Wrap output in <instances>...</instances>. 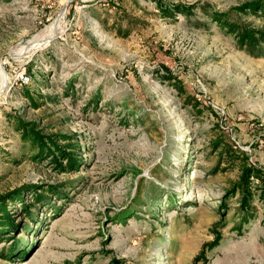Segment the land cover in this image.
<instances>
[{"label": "rangeland", "instance_id": "rangeland-1", "mask_svg": "<svg viewBox=\"0 0 264 264\" xmlns=\"http://www.w3.org/2000/svg\"><path fill=\"white\" fill-rule=\"evenodd\" d=\"M161 3L0 0V195L24 194L0 264H264L263 207L243 223L233 192L245 164L264 173V0ZM17 120L67 136L77 165L57 171ZM228 149L240 164H218ZM42 187L61 199L28 217Z\"/></svg>", "mask_w": 264, "mask_h": 264}, {"label": "trees", "instance_id": "trees-1", "mask_svg": "<svg viewBox=\"0 0 264 264\" xmlns=\"http://www.w3.org/2000/svg\"><path fill=\"white\" fill-rule=\"evenodd\" d=\"M157 3L158 8L160 10H165L168 13L170 12V9L166 6H163L161 3V0H153ZM173 9H175L177 12L180 13H186L188 11V8L186 7H178V6H172ZM213 21L218 24L219 27L226 29L231 34H236L240 31V28L237 24L229 23L226 21L224 16H219L216 14L213 18ZM242 37V42L248 43V44H257L258 39L261 38H255L254 35L251 33H248L247 35H243L242 32L239 33ZM24 98L28 100L29 105L33 108L40 107V103L36 100H34L33 96L28 92L24 91ZM16 130L21 133V138L24 143H26L31 149L36 151L37 156H50L51 164H54L57 168H55L57 171L65 172L70 171L74 166L77 165V158L72 154L74 146H71L70 144H65L64 146H61L58 144L59 141H66L69 138L67 136H61V135H49V136H43L40 132L36 130V126L34 123H22L20 120L16 121ZM215 152L220 149V146L217 144H214L213 146ZM229 156V157H227ZM227 159L228 162H226V167H234V165L240 164L238 160V156L235 154L234 151L231 149H228L226 152L221 151L219 153V160L218 164H222L224 162V159ZM258 181V183H254L255 180ZM44 189L41 192H38L35 190L34 192V204L31 206H25L23 207L24 212L27 213V216L30 217L31 215V207H34L36 204H43L44 195L50 198H55L60 200L61 195L60 189L57 187H51V188H41ZM233 192L235 195L239 196V209L242 211V221L243 223L246 222V220H249L251 218L250 215V208L252 207V204L255 200L261 203L264 211V173L254 169L251 166H248V164H245L243 167L240 168V177L239 181L234 186ZM24 194L21 193V191L14 192L10 196H2L0 195V238L4 239V235L11 230L13 233L17 225L14 224V217L11 216V213L7 212L8 205L6 202L8 200L14 201V199H21ZM262 222H264V212L262 216ZM218 242V241H217ZM19 244H15L14 246L17 247ZM209 250H212L214 248L213 244H209ZM216 247V246H215ZM14 248V247H13ZM7 257V256H4ZM9 257V256H8ZM12 258L6 260H11Z\"/></svg>", "mask_w": 264, "mask_h": 264}, {"label": "bare ground", "instance_id": "bare-ground-1", "mask_svg": "<svg viewBox=\"0 0 264 264\" xmlns=\"http://www.w3.org/2000/svg\"><path fill=\"white\" fill-rule=\"evenodd\" d=\"M62 24H63V19H62V16H60L54 23V25L56 27L48 30L49 32H48L47 37L57 35V33L62 28ZM36 46H38V45H36ZM36 46H34V47H36ZM6 82H7V80H6V78L3 80L2 70H0V98L4 96V90L6 87Z\"/></svg>", "mask_w": 264, "mask_h": 264}, {"label": "built area", "instance_id": "built-area-1", "mask_svg": "<svg viewBox=\"0 0 264 264\" xmlns=\"http://www.w3.org/2000/svg\"><path fill=\"white\" fill-rule=\"evenodd\" d=\"M19 81L23 85H27L29 83L30 78L25 74H20L18 77Z\"/></svg>", "mask_w": 264, "mask_h": 264}]
</instances>
